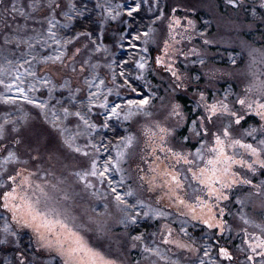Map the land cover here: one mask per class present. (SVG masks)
I'll list each match as a JSON object with an SVG mask.
<instances>
[{
    "label": "rangeland",
    "instance_id": "374dc122",
    "mask_svg": "<svg viewBox=\"0 0 264 264\" xmlns=\"http://www.w3.org/2000/svg\"><path fill=\"white\" fill-rule=\"evenodd\" d=\"M140 2L141 11L133 19L128 16L126 8L128 5L134 6V0H87L86 11L83 0H0V80L5 82L0 84V164L4 163L8 151L15 152L20 159L8 162L7 172L15 174L13 169H27L31 172L35 185L44 187L46 192L54 195L55 203L50 201L49 206L65 211L68 216L66 222L75 226L90 245L99 248L109 258L118 260L119 264H129L132 252L144 257L136 264L160 263V260H150L153 252L161 255V264H199L200 259L205 264H214L211 261L215 259L212 233L203 230L204 227L209 229L207 225L190 214L185 215L188 211L185 206L164 195L168 191V177L163 175V171L173 168L177 172L186 171L182 162L175 163L176 158L167 148L181 151L180 144H184L183 150L195 152V148L199 147L195 140L188 142L181 139L189 134L191 124L176 128L165 137L168 144L163 151L156 148L162 135L159 127H173L174 118L169 116L171 105L176 101L184 105L178 98L179 95L188 97L187 108H195L199 97L193 93L197 88L206 90L210 98H223V94L231 89L230 100L250 86L253 91L259 90L261 81H264V8H261L260 0H238V5H230L228 0H159L158 4L157 0ZM73 4L76 5L75 8L72 7ZM97 4L101 7H96ZM149 5L154 11H149ZM109 8L112 9L111 13ZM173 8L176 9L175 12H172ZM116 13L119 15L113 19L112 16ZM157 16L160 19H156ZM174 16L179 17L180 23L173 29L171 25L174 23ZM88 20L95 23L94 28L84 30L80 24ZM189 21L193 22V26H189ZM137 30L141 33L149 31L147 45L143 39H133ZM87 32L92 35L87 36ZM129 32L131 36L128 35ZM101 33L103 39L99 38ZM122 36L124 39H121ZM166 42L170 45L168 53L164 51ZM120 44L124 47L121 48ZM130 44H139V47L132 48L129 47ZM97 45H101L99 50ZM103 45H108L107 50ZM145 46L148 47L147 53L143 51ZM76 49L80 51L77 52ZM172 49H179V52ZM204 53H207L206 62L210 67L214 65L225 70L212 84L208 83L206 75H201L206 69L198 60ZM58 55L62 57L61 60L55 59ZM141 56L147 58V67L142 70L135 64ZM157 57L164 58L165 65L157 64ZM232 58H235V64H232ZM193 61L197 63H192ZM168 63L174 64L178 73L200 76L199 84H192L190 91H173L177 85L174 83L175 78L165 70ZM125 68L133 78L137 74L143 75V79L137 80L136 85L142 89L143 95L151 97L152 103L148 106L150 115L140 112L127 121L109 119V128L97 127L91 131V135L84 130L83 122L78 117L70 115L67 119L64 118L62 109L68 107L71 112L79 110L82 114L86 113L89 123L101 125L105 117L99 101L103 97L107 96L109 101L140 99V95L127 92L126 89L120 90L122 97H116L115 91L108 94V88L123 82L119 73ZM113 72L117 74L115 81L112 79ZM13 80L16 84L11 88L6 87ZM44 80L50 81V84L42 83ZM101 81L104 83L101 84ZM16 86L23 87L25 92L15 91ZM25 93L28 99H6L23 97ZM89 93H97L98 97L91 109L87 107ZM73 94L76 100L69 103ZM32 99L47 102L48 107L34 105L30 103ZM211 102L209 99V103ZM53 112L60 116L57 123H61L62 127L81 133L76 143L81 147L89 145L85 149L89 151L88 157L63 144L60 130L50 123L55 118ZM45 116L48 118L45 119ZM39 123H43L48 129ZM243 127L247 128L248 124ZM129 132L136 139L128 149L129 155L122 162L124 172L112 174L115 180H119L121 174L125 177L117 191H133V196L126 197L130 205L135 204L138 199L144 200L145 205H137L141 211L151 204L153 208H160L169 214L163 217L138 216L134 225L120 222L124 212L117 208L107 182L101 184L98 177L89 176L88 179L95 186L92 187L76 175L89 167L91 143H103L108 148L107 152L99 150L102 163L109 155L115 156L119 137ZM20 134L24 137L20 143V139L11 140ZM165 155L168 157L166 160ZM24 174L27 175V172ZM249 178L253 179L254 184H260L264 180L262 171L259 170L254 175L250 174ZM195 183L192 181L193 185ZM53 185L56 187L52 188ZM106 192L109 194H105ZM191 192L192 188L187 185L179 190L182 198L188 203H194L188 199ZM249 192H253V189L243 186L240 194L247 196ZM40 195L37 192V196ZM197 195L200 193L197 192ZM204 198L207 199V196ZM262 201L264 194L255 192L246 200L245 205H241L236 196L230 194L229 201L215 206L218 219L225 220L227 213L235 214L243 226L239 229L242 231V239L236 245L244 257L240 258L239 263L232 264H253L246 256H252L255 264H260L261 258L253 255L247 241L264 235ZM232 206L235 208L231 209ZM220 208L225 209L223 216L219 214ZM197 212H200L199 208ZM11 215V212L0 208V239H3V228L7 220L19 236V244H0V264H5L6 261L7 264H29L37 259L40 249L34 247L35 236L32 230L18 229ZM50 218L59 217L53 214ZM246 218H251L253 223H246ZM120 228L123 230L118 231ZM215 229L218 234H222L218 228L209 230ZM252 233L255 236H250ZM137 235L142 238L134 241L132 237ZM133 243L136 247H132ZM180 244H195V247L183 248ZM208 244L212 247L209 248ZM146 248L152 251H146ZM162 251L166 254H160ZM257 251L264 249L257 248ZM21 252L26 259L22 260ZM204 252H209V256H204ZM220 258L227 260L223 256Z\"/></svg>",
    "mask_w": 264,
    "mask_h": 264
},
{
    "label": "snow or ice",
    "instance_id": "6c2138e0",
    "mask_svg": "<svg viewBox=\"0 0 264 264\" xmlns=\"http://www.w3.org/2000/svg\"><path fill=\"white\" fill-rule=\"evenodd\" d=\"M147 2V0H145ZM159 0H157V4ZM230 5H238V0H228ZM36 4H33L35 7ZM261 8H264V0H260ZM76 7L75 4L72 5ZM87 0H83V8L87 10ZM101 7V5H96ZM142 4L140 0H134V6L128 5L126 8L127 14L133 19L139 15ZM109 13L112 9H108ZM149 11H154L149 5ZM176 9L173 8L172 12ZM83 14V13H80ZM116 13L112 16L116 18ZM163 12H161V16ZM156 19H160L157 16ZM174 23L172 28L174 29L177 24L180 23L179 17H173ZM51 23V21H49ZM189 26H193V22L189 21ZM151 31V29L149 30ZM149 31L140 32L136 31V35L133 37L135 41H141L143 39L144 44L149 42ZM81 35V33H77ZM87 36H91V32L86 33ZM131 36V32L128 33ZM100 39H103V33H101ZM121 39H124L122 36ZM191 39V37H188ZM59 43V41H55ZM205 43H212V41H205ZM31 47V45H29ZM97 50L101 45H97ZM107 50L108 45H103ZM120 47H124L120 44ZM129 47L137 48L139 44H130ZM170 45L166 42L164 51L169 52ZM174 52H179V49H172ZM77 52L80 49H76ZM143 51L148 52V47H144ZM198 51V50H197ZM61 56L55 57L56 60H61ZM131 58V57H130ZM207 53L201 55L198 63L203 66L206 71L201 75L208 77V83L212 84L225 72L224 69L216 66H209L206 62ZM47 59H53L47 57ZM157 64L165 65V59L157 57ZM232 64L236 63L235 58L231 60ZM124 63H127L125 61ZM192 63H197L193 61ZM138 69H145L147 67V58L141 56L139 60L135 61ZM166 71L171 73V77H174V83L177 85L173 91L191 90L192 84H199L200 76L192 77L188 73H178L175 65L168 63L165 68ZM34 75V73H33ZM120 77H123V82L114 85L113 88H108V94L111 95L115 91L116 97H122L121 89H126L127 92L132 94H138L140 99H127L122 98L119 100L109 101L107 96L103 97L99 101V107L104 110L102 113L105 117L104 122L101 125H97L95 122L89 123V119L86 118V113L82 114L81 111L71 112L68 107L62 109V115L65 119L68 116L74 115L83 122L84 130L89 132L97 127L109 128V119L115 118L117 121L123 119L125 121L132 119L136 113L144 112L146 115H150L148 112V106L152 103L151 97L143 95L142 89L136 85L137 80H142L143 75L137 74L135 78L128 74V69L125 68L119 73ZM112 79H117V74L113 72ZM44 84H50V81H41ZM3 80H0V84H4ZM104 82L101 81V84ZM16 81L13 80L11 84L6 87H13ZM15 91L24 93L23 87L16 86ZM149 92L151 89L149 88ZM194 96H198L199 99L195 102V108H187L186 105H182L179 101L174 102L171 105V111L169 116L174 118L173 127H159V142L156 144V148L163 151L167 147L168 141L165 137L169 136L174 129L180 128L185 124L190 123L191 127L188 129V135L181 137L182 141L191 142L195 140L199 147L195 148V152L183 150L184 144H180L181 151H173L172 148H167V151L176 158L175 163H183L186 166V171L177 172L175 169L163 171V175L168 177L167 186L168 191L164 192L170 200H174L180 205L185 206L188 211L185 215H192L194 219L199 220L204 225H207L209 229L218 228L220 233H224L228 230L225 225L227 221L218 219L215 211V206L224 201L230 200V194L236 196L241 205L246 204V200L251 198L255 192L264 194V180L260 184H254L253 179L249 178L250 174L254 175L257 171H264V81H261L258 91H253L252 87H248L242 94L237 95L234 99L230 100L231 89L223 94V98L209 97L207 91H201L199 88L193 93ZM90 99L87 101V107L91 109L93 105L97 103V93H89ZM28 99L27 94L23 97H6L7 100L15 99ZM211 99V103H209ZM76 100L75 95L70 96L69 103ZM30 103L38 105L41 108H47V102L41 103L37 99L30 100ZM83 107V102H81ZM75 107V104H73ZM187 108V110H185ZM199 110V114H197ZM50 123L52 126L60 130L63 137V144L70 149H73L76 153H82L83 156L88 157L89 151L85 149L89 148V145L83 147L78 146L76 141L78 135L81 133L71 130L68 127H62L61 123H57L60 120V116H56ZM48 117L45 116V119ZM251 121V123H249ZM248 124L247 128L243 125ZM79 128V125H77ZM242 129V131H241ZM0 133H2V126H0ZM136 137L132 133L119 137V144L115 148V156L109 155L106 159H103L102 163L99 150L107 152L108 148L103 143H91L90 148L92 151L91 158L89 159V167L87 170L82 169L77 172L76 175L79 179L85 181L86 185H90L91 181L88 179L91 177H98L101 184L107 182L110 190V194L114 196L116 200L117 208H120L124 212V217L120 221L126 224H136L138 216L149 217L157 216L163 217L169 215L160 208H153L151 204L147 205L146 210L141 211L137 205H145V201L138 199L135 204H129L126 197L134 195L133 191L128 190L123 193L118 192L117 189L122 186V182L125 177L121 174L119 180L113 178V173H123L122 162L129 155L128 149L133 145ZM251 141H255L250 142ZM19 157L13 151H8L7 156L4 157V163L0 164V208L11 212V219L15 221V226L18 229H31L35 236V248L40 249V253L37 259L29 262V264H119L116 259H111L99 248L93 247L88 243L80 231L76 230L68 221V216L65 211H58L56 207H50L49 202L55 203L54 195H50L46 192L44 187L36 186L32 181V173L27 169L22 171H16L15 174L7 172L6 165L10 161H19ZM164 159H168L165 155ZM203 165V166H201ZM155 171V169H153ZM27 172V175L24 173ZM190 173V176L188 175ZM155 179V178H154ZM195 181V185L192 184ZM115 185V187H113ZM187 185L192 188V192L188 199L194 203H188L184 198L180 196L179 190L183 189ZM243 186H250L253 192H249L247 196L241 195ZM56 186L53 185L52 188ZM163 187V185H161ZM37 192L41 195L37 196ZM197 192L200 195H197ZM109 194V193H105ZM207 196V199L204 196ZM67 198V197H66ZM264 207V201L261 202ZM199 208L200 212H197ZM43 209V211L41 210ZM225 212L224 208L219 209L220 216H223ZM135 213V214H133ZM55 214V217L50 218ZM246 223H253L251 218H246ZM246 231V230H244ZM3 239H0V244L4 243H16L19 244V236L17 232L13 230V225L5 221L3 228ZM171 235V232H169ZM255 236V233L250 234ZM140 235L132 237V239L140 240ZM207 243V242H206ZM219 244V241L216 242ZM248 248L251 250L254 256L261 258L260 264H264V251H257V248L264 249V235L256 237V239H249L247 241ZM132 247H136L133 243ZM183 248H194L195 244H180ZM211 248L212 245L208 244ZM146 251L151 252L152 249ZM227 260L233 259V253L229 251L227 247H220L219 253ZM23 259H26L23 252L20 253ZM204 256L208 257L209 252H204ZM46 257V258H45ZM248 261H253L252 256H246ZM7 264V261L5 262ZM199 264H205L203 259H200ZM219 264V262H217Z\"/></svg>",
    "mask_w": 264,
    "mask_h": 264
},
{
    "label": "trees",
    "instance_id": "16d2710c",
    "mask_svg": "<svg viewBox=\"0 0 264 264\" xmlns=\"http://www.w3.org/2000/svg\"><path fill=\"white\" fill-rule=\"evenodd\" d=\"M95 23H92L90 20L88 21H82L80 26L84 29V30H90L92 29V27L94 28ZM180 99V101H182V103L184 105L187 106L188 104V97L184 96V95H179L178 97ZM35 123H38V121H35ZM39 125L43 126L45 129H48V127H46L45 125H43V123H39ZM47 132H50V130H47ZM15 138L20 139L18 143L21 142V139H23L24 137L20 134V135H16L14 136L11 140H15ZM262 176H264V171H262ZM235 207L232 206L231 209H233ZM230 209V210H231ZM225 220L227 221V226L226 228L228 230L225 231V233L222 234H218L217 230H209L206 229L205 227L203 228V230H206L208 232L212 233V242H213V251H214V255H215V259L211 260L214 264H217V262H219V264H225V263H229L232 264L233 262L235 263H239L240 258H243V253H241V250L238 249L237 247V242L238 240L242 239V231L240 232L239 229H242L243 226L242 224L240 225V220L236 217L235 214H228L225 216ZM123 229H119L118 231H121ZM134 232V230H132ZM121 233H118V235ZM117 235V236H118ZM235 237V238H234ZM239 237V239L237 238ZM219 241V244H217L216 242ZM159 245L163 248L166 249V247H164V245H162V243ZM220 247H227L229 250H231V252L233 253V259L232 260H223L220 258V255L218 254V250ZM159 253H155L153 252L150 260H152L153 262H155L156 260H160V263L158 261V264L162 263V257L161 255L158 256ZM160 254H166L165 252L163 253V251ZM174 257L177 255H173ZM131 260L128 261L129 264H136L137 261H141L142 259H144V257L142 258V255L140 253H135L132 252V254H130ZM169 257V255H168ZM171 258V257H169ZM174 259V258H171ZM236 260V261H235ZM175 262V261H174Z\"/></svg>",
    "mask_w": 264,
    "mask_h": 264
}]
</instances>
